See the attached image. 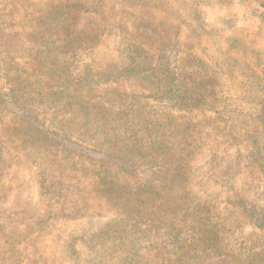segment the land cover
I'll list each match as a JSON object with an SVG mask.
<instances>
[{"label": "rangeland", "instance_id": "rangeland-1", "mask_svg": "<svg viewBox=\"0 0 264 264\" xmlns=\"http://www.w3.org/2000/svg\"><path fill=\"white\" fill-rule=\"evenodd\" d=\"M259 1L0 0V96L20 76L28 77L36 60L64 62L76 72L84 64L117 58L137 43L142 53L135 76L89 86L96 94L138 95L143 103L157 105L161 117L182 116L171 129L185 128L189 118V143L198 154L189 159L187 186L196 202L218 206L219 221L230 229L223 236L227 250L244 246L245 255L262 252L264 10ZM90 42L97 47L63 50ZM134 57L133 52L124 55ZM167 61L170 66L164 67ZM171 78L205 81L208 93L225 97L223 105L205 112L182 107L178 94H169L165 86ZM10 108L0 105V264H143L127 255L108 203L93 189L95 177L70 167L80 150L92 156L95 148L76 138L61 139L67 151L50 149L48 139L31 147L34 120L55 131L51 120L36 105L23 117ZM41 156L57 164L58 175L63 172L67 193L56 217L42 220L47 205L35 162ZM198 263L239 264L212 253Z\"/></svg>", "mask_w": 264, "mask_h": 264}, {"label": "trees", "instance_id": "trees-1", "mask_svg": "<svg viewBox=\"0 0 264 264\" xmlns=\"http://www.w3.org/2000/svg\"><path fill=\"white\" fill-rule=\"evenodd\" d=\"M258 5L264 10V0ZM86 44L63 50L97 47L95 43ZM45 49L52 57L49 47ZM126 52L134 53L133 61L124 58ZM141 53L137 43L130 44L117 58L84 64L76 72L58 60H36L28 77L20 76L0 96V105H12L10 111L17 117L33 113L35 105L43 108L55 131L34 120L31 147L48 139L50 149L62 146L67 151L61 139L76 138L95 148L97 153L92 156L80 150L70 160V167L95 177L93 189L108 203L115 231L133 260L143 264H197L202 255L212 253L227 255L239 264H264V250L245 255L241 251L244 246L239 252L226 249L228 239L223 236L230 229L219 221L218 206L209 200L196 202V194L187 186L189 159L198 154V147L189 143L193 137L189 118L183 121L185 128L171 129L183 120L182 116L161 117L157 105L143 103L138 95L114 91L96 94L89 86L135 76L141 69L135 63ZM163 63L170 66L168 61ZM165 86L169 94H178L176 99L182 107L190 110H212L222 106L225 99L221 93H208L209 84L198 79L171 78ZM19 95L27 100L20 101ZM170 101L175 98L171 96ZM35 162L47 205L39 218H54L58 205L67 200L60 180L63 172L56 173L57 164L49 157H37Z\"/></svg>", "mask_w": 264, "mask_h": 264}]
</instances>
